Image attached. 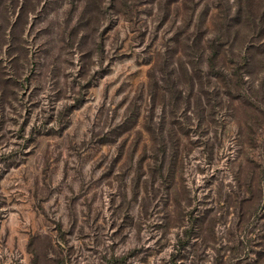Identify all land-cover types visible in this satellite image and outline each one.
<instances>
[{
    "label": "rangeland",
    "instance_id": "obj_1",
    "mask_svg": "<svg viewBox=\"0 0 264 264\" xmlns=\"http://www.w3.org/2000/svg\"><path fill=\"white\" fill-rule=\"evenodd\" d=\"M0 264H264V0H0Z\"/></svg>",
    "mask_w": 264,
    "mask_h": 264
},
{
    "label": "trees",
    "instance_id": "obj_2",
    "mask_svg": "<svg viewBox=\"0 0 264 264\" xmlns=\"http://www.w3.org/2000/svg\"><path fill=\"white\" fill-rule=\"evenodd\" d=\"M212 48L213 49H215V57H217V55H218V52L216 51V46H212ZM236 60H238V59H235L234 61L236 62ZM247 60V59H246ZM222 70H220V72H218L217 74H216V77H222L223 78V76L225 75L224 74V72H221Z\"/></svg>",
    "mask_w": 264,
    "mask_h": 264
}]
</instances>
